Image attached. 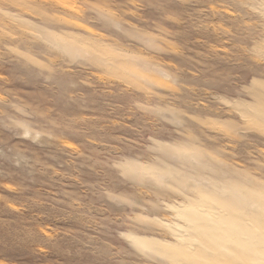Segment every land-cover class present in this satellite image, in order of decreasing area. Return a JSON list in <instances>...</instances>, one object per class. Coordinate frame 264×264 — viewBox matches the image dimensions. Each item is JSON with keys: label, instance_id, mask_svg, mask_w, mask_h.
<instances>
[{"label": "rangeland", "instance_id": "obj_1", "mask_svg": "<svg viewBox=\"0 0 264 264\" xmlns=\"http://www.w3.org/2000/svg\"><path fill=\"white\" fill-rule=\"evenodd\" d=\"M0 264H264V0H0Z\"/></svg>", "mask_w": 264, "mask_h": 264}]
</instances>
